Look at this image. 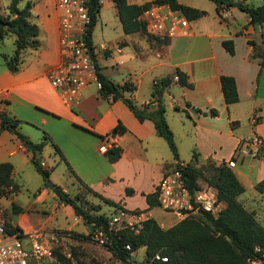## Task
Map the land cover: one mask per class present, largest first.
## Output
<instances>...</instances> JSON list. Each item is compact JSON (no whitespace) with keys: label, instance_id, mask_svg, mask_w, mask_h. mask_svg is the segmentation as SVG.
I'll return each instance as SVG.
<instances>
[{"label":"crops","instance_id":"obj_1","mask_svg":"<svg viewBox=\"0 0 264 264\" xmlns=\"http://www.w3.org/2000/svg\"><path fill=\"white\" fill-rule=\"evenodd\" d=\"M27 1L31 2L32 14L40 26L41 44L37 50L26 53L23 67L17 73H11L0 63V113L6 112L9 116L18 119L20 121L18 129H21V125L25 122H30L28 120H35L46 127L49 136L44 133L40 140L33 142H43L44 146L48 142L51 143L52 139L55 140L75 174L74 177L67 167L73 187L79 183L102 197L113 200L121 208L140 211L146 219L154 218L160 227L167 229L183 218L164 210L159 205L149 208L145 194L154 192L163 174L173 169L176 163L186 164L191 161L193 153L196 154L198 165L208 159L216 163L227 162L239 141L247 137L238 133L239 123L243 117L242 109L237 105L248 102L252 104L248 113L252 134L261 135L263 146L252 156L256 161L250 163L251 167L256 166V177L250 183V187L254 190L250 202L253 204L248 201L239 202L248 211L253 212L257 221L264 226L262 205L264 202V113L259 104V100L264 97V84L261 88L264 66L260 69L259 62L264 59L255 53L256 44H261L264 50V36L259 26L249 23L247 13L235 6L224 8L218 13L216 4L212 0H177L187 6L204 10L206 14L189 21L187 35L175 36L164 41H151L139 32L125 34L113 1L99 0L100 9L91 35L94 55L100 71L107 78L119 84L131 78L136 84L135 91L124 93L127 97L132 98L137 104L148 102L151 98L153 80L171 75L176 68L185 72L188 80L193 83L192 88H187L177 83L174 78L162 95L165 116L177 145L178 159H175L165 139L156 133L151 120L137 119L121 99L102 97L95 83L83 88L82 97L74 106H68L63 102L48 79V72L61 62L59 12L55 0ZM149 1L152 0H127L131 4H143ZM240 1L252 6L264 2V0ZM106 10L113 12L116 24H112L106 18ZM112 33H116L115 36H110ZM255 37L260 40L259 43ZM224 40L233 41V54L223 46ZM137 61H139L138 65L133 64ZM221 75L234 77L239 96L237 102L225 104L220 84ZM211 108L216 109V115H205L198 111L207 112ZM28 115L33 116L32 119H29ZM118 123H121L126 131L111 135L112 129ZM52 127H56V130ZM177 131H180L181 139L184 138L183 140L191 143L192 151L188 157H184L179 149L176 141ZM23 135L32 141L29 135L25 133ZM102 145L107 148L111 146L121 148L119 158L110 162L105 152L100 150ZM223 146H225L224 154L219 153ZM31 155V151L16 134L0 128V163L12 164L11 175L19 186L14 175L18 166H22L20 164L22 161L23 164L31 161ZM63 157L59 155V159L64 162ZM238 160L239 158L232 167L233 170ZM240 161H243V158H240ZM44 168H47L46 163ZM235 173L244 185L240 176L244 178L246 174L243 170ZM261 181L263 184L259 185ZM61 188L69 192L65 187ZM126 188L132 189L133 193L127 194ZM45 189L51 190L46 186L36 193L42 200L48 196ZM19 191L20 188L14 195ZM40 191L42 194L39 193ZM88 193L89 200L99 205L100 210L103 205H107L98 195L89 191ZM9 201L10 204L14 202L21 207V210L14 214L26 220L25 207L15 202L13 196ZM61 205L64 206L65 213L76 216V220L83 223L71 206L64 203ZM107 206L109 214H113L114 208ZM221 206H224L222 202ZM157 207L162 212L154 213ZM19 223L20 221L13 224L22 228ZM83 225L88 231L91 230L87 223ZM28 227L27 231L33 230L32 225L29 224ZM59 228L76 231L71 227ZM76 232L78 234L75 235H88L85 228ZM141 246L145 251V246ZM106 251L110 252L108 249ZM135 252L136 249L131 253L132 264H138L134 258Z\"/></svg>","mask_w":264,"mask_h":264},{"label":"trees","instance_id":"obj_2","mask_svg":"<svg viewBox=\"0 0 264 264\" xmlns=\"http://www.w3.org/2000/svg\"><path fill=\"white\" fill-rule=\"evenodd\" d=\"M22 0H9L4 9L0 7V43L9 36H14V50L11 53L0 52L3 66L11 73L19 72L24 64L28 51H35L40 47V26L35 21L32 14V4L27 1L24 6H20ZM117 10L122 30L125 34L139 32L145 35L148 40H162L146 31L145 22L140 18L143 11L151 3L167 4L172 9L180 11L189 21L206 14V11L196 9L177 0H152L143 4H131L127 0H112ZM216 4V11H220L230 6H235L247 13L249 23L257 25L264 36V2L258 6L243 3L240 0H212ZM100 9L99 0H90L89 11L91 14V24L85 36L91 50L93 49L91 35L97 15ZM225 49L233 54L234 44L232 40L222 41ZM97 80L100 83L99 94L104 98L121 99L133 114L143 121L149 119L153 122L156 133L163 137L171 150L173 157L178 159L177 145L174 134L165 116V105L162 95L165 88L175 78L177 83L187 88H192L193 83L188 80V75L176 68L174 72L161 79H154L152 82L151 98L148 102L137 104L132 98L127 97L125 92L136 90V84L131 78H127L119 84L107 78L101 71L92 53ZM260 69L264 66V61H260ZM221 91L225 104L235 103L239 100L236 82L234 77L229 75L220 76ZM200 111L202 114H217L216 109ZM19 120L9 116L6 112L0 113V128L6 129L16 134V136L31 151V161L38 173L44 178L49 176L47 168L41 166V157L36 156V150L41 152L43 142L35 143L18 131ZM126 128L118 123L111 131V135L124 133ZM47 137V136H45ZM51 144L56 153L63 157L60 149L53 141ZM121 148L111 146L105 151V155L110 162L119 158ZM70 173L75 177L73 170L63 157ZM175 168L181 170L190 192L201 189L199 179L206 181L207 185L215 190V201L222 202L224 206L218 215H213L209 211L203 210L194 216H187L167 229H163L154 218L148 217L143 221V226L138 232L129 229L120 231V237L112 235L110 251L121 260L122 264H132V252L139 246H145L144 261L139 264H253L256 260L258 264H264V226L257 221L253 212L248 211L237 200V196L245 191V187L237 177L235 171L226 161L216 163L212 159L206 160L201 165L197 164L196 154L193 153L191 161L184 165L176 163ZM13 166L10 162L0 163V197H8L15 194L20 186L12 178ZM76 179H79L76 176ZM79 184V183H78ZM261 181L259 185H262ZM81 185V184H80ZM45 186L48 185L45 183ZM83 186V185H81ZM84 187V186H83ZM46 188V187H45ZM87 191L98 195L101 200L114 208L116 212L120 205L111 199L102 197L97 192L85 188ZM54 192L61 203L71 206L74 213L80 217L84 223L91 225L88 235L99 226H106L110 214L98 213L100 206H90L88 209L79 203V195L72 197L69 192L64 191L56 185ZM41 193V191L39 192ZM126 193H133L132 189L126 188ZM149 208L158 206L156 190L145 194ZM14 213H18L21 207L14 202L11 203ZM11 219H9V224ZM12 226V224H11ZM14 229H22L15 225ZM24 230V229H23ZM84 236V237H88ZM130 245V250L123 247ZM54 253L58 258L68 264L70 259L58 248H54ZM156 253L167 257V261L153 259ZM79 264H84L79 262ZM90 264H101L91 261Z\"/></svg>","mask_w":264,"mask_h":264},{"label":"built area","instance_id":"obj_3","mask_svg":"<svg viewBox=\"0 0 264 264\" xmlns=\"http://www.w3.org/2000/svg\"><path fill=\"white\" fill-rule=\"evenodd\" d=\"M89 2L90 0H55L59 12L61 62L48 72V79L63 102L71 107L80 101L82 90L88 84L95 83L100 88L92 57L94 51L85 38L91 24ZM140 18L145 22L146 31L153 36L171 39L189 33V20L167 4L151 3ZM262 146L263 138L258 133L241 139L227 164L233 166L239 156L255 154ZM100 150L105 152L107 147L102 145ZM41 166L45 167L43 161ZM208 188L209 190L201 188L191 193L181 170L174 167L163 174L157 183L158 205L182 218L197 215L203 210L216 216L222 208L221 202L215 201V193L210 190L211 187ZM145 219L140 211L119 208L109 215L106 226L95 228L89 238L110 250L108 246L112 235L120 237L123 229L138 232ZM10 223L12 226L5 208L0 205V264H64L54 253L56 243L63 237L61 231H25L14 229L15 224ZM123 247L131 249L129 244H124ZM66 257L69 256L66 254ZM153 259L167 261V257L160 253H156ZM252 263L258 264L256 260H252Z\"/></svg>","mask_w":264,"mask_h":264},{"label":"rangeland","instance_id":"obj_4","mask_svg":"<svg viewBox=\"0 0 264 264\" xmlns=\"http://www.w3.org/2000/svg\"><path fill=\"white\" fill-rule=\"evenodd\" d=\"M9 2V0H0V7L4 9L5 5ZM26 0H22L20 6H24ZM3 4V5H2ZM106 18L112 23L116 24L115 19L113 18V12L111 10H106ZM116 33L110 34V36H115ZM257 42L259 43L258 37H255ZM145 42V41H144ZM144 44V43H143ZM146 44V43H145ZM144 46V45H143ZM14 50V36L9 35L7 36L2 43H0V52L4 53H11ZM105 51V50H104ZM255 53L259 55L262 59H264V50L261 44H256L255 46ZM2 62V58L0 56V63ZM133 64L138 65L139 61L133 62ZM140 64H143L140 62ZM138 73V72H137ZM264 84V75L261 78V88ZM245 102V101H244ZM259 104L262 108V112L264 113V97L259 100ZM240 109H242L241 116L243 117L240 120V129L238 133L243 135H251L252 134V127L250 125V118L248 120V113L250 111V107L252 104L242 103L237 105ZM29 119H32L33 116L28 115ZM264 119V118H263ZM30 122H25L21 125V129L19 128L18 131L21 134H27L32 139V141L40 140L43 137V134L49 136V132L38 122L35 120H28ZM175 125V123H173ZM56 130V127H52ZM50 129V128H49ZM11 132V131H10ZM15 134V133H14ZM176 141L178 143L179 149L184 157H188L189 153H191V143L187 142V140H183L180 138V131L176 132ZM39 137V138H38ZM52 139V138H51ZM55 143V140L52 139ZM57 145V144H56ZM219 153H225V146H223L222 151ZM218 153V154H219ZM41 158L44 163L47 165V169L49 171V179L56 185L60 187H65L69 194L72 197L79 195V203L88 209L90 206H97L95 202L90 201V195L85 187L81 186L80 184L76 183L74 187L71 185V178L69 176V172L67 169L66 164L59 159V155L56 154L53 145L50 142L45 144L41 150ZM220 155V154H219ZM254 154H249L247 156L241 157L239 156V160L237 162V166L234 171L243 170L246 176H240L241 180L243 181L246 191L242 194L237 196L238 201L243 202H252V195L254 190L250 187L251 181L256 177V166L251 167V164L254 160L252 156ZM240 158H243V161H240ZM187 158H184L186 160ZM22 166H18V170L14 175L15 180L20 184V191L16 195H12L15 202L19 205L25 207L26 210V220L18 218L16 214H14L15 209H13L12 205L10 204V197H0V205L5 208L6 214L9 219L12 220L13 223L20 221V225L22 228L27 231L29 230L28 225H32L33 229H44V230H51L52 228L56 230H61L63 233V237L56 243V248L62 251L65 256L66 254L69 257L70 261L68 264H79V262H83L84 264H90L91 261H96L101 264H121L120 260L110 252L106 251V248L103 246H99L92 240H90L89 235L88 237L86 234L84 236L75 235L78 234L76 231H81L85 228L86 233L88 229L84 227L81 221H77L76 216H69L65 213V209H63V205L57 198L56 194L52 192L50 189H45V192H48V196H46L43 200L41 196L36 194L40 188H45L46 178H44L38 171L36 170L34 164L31 161H26L23 164V161L20 163ZM236 164V162H235ZM235 164L231 167H234ZM70 166V164H69ZM71 167V166H70ZM47 177V178H48ZM199 184L202 189L209 190L206 181L199 179ZM212 188V187H211ZM212 192L215 193L214 188L210 189ZM42 194V193H41ZM261 203V202H260ZM253 204V203H250ZM264 206V202L262 203ZM98 213H107L109 214V207L107 205L102 206V210L97 211ZM154 213L162 212L161 209L158 207L154 209ZM48 223V224H47ZM59 227H71L72 229L76 230H67V229H60ZM144 249L142 246L138 247L135 252L134 258L136 262L139 264L144 259ZM65 264V263H64Z\"/></svg>","mask_w":264,"mask_h":264},{"label":"water","instance_id":"obj_5","mask_svg":"<svg viewBox=\"0 0 264 264\" xmlns=\"http://www.w3.org/2000/svg\"><path fill=\"white\" fill-rule=\"evenodd\" d=\"M36 156L39 158L41 156V153L39 150H36ZM46 184L48 185L49 188L53 189L56 184H54L50 179L49 177L46 178ZM88 226L90 227V229L92 228L90 224H88Z\"/></svg>","mask_w":264,"mask_h":264}]
</instances>
